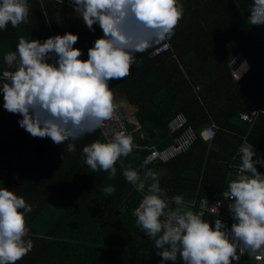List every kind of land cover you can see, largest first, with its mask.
Masks as SVG:
<instances>
[{"label":"trees","instance_id":"trees-1","mask_svg":"<svg viewBox=\"0 0 264 264\" xmlns=\"http://www.w3.org/2000/svg\"><path fill=\"white\" fill-rule=\"evenodd\" d=\"M27 2L28 23L0 30V73L5 70L4 55L16 50L21 37L43 42L76 32L69 0ZM179 2L182 19L164 41L170 49L153 55L162 42L136 54L139 66L133 65L126 78L109 81L122 118L131 117L135 106L142 127L137 131L129 126L142 149L117 162L115 179L103 171L92 172L83 160L85 145L105 140L99 129L76 141L74 153L45 137L30 155V135L18 123L22 117L4 109L0 91V187L13 190L32 207L25 218L26 239L33 247L17 264H160L153 242L132 216L143 194L125 180L123 169L138 168L149 154L146 147L165 150L192 128L198 140L188 152L147 168L156 172L169 198L181 195L185 210L197 212L202 199L219 200L228 190L227 182L237 174L232 166L241 163L238 149L246 138L264 152V24L249 23L254 0ZM93 28L77 33L74 47L82 51L81 59L88 58V49L103 35L99 25ZM241 52L248 59L246 70L243 63L236 70L241 78L235 80L231 63ZM255 111L260 113L253 123L243 120ZM179 116L185 123L173 130ZM212 124L214 138L206 143L200 133ZM108 185L115 188L110 197L102 191ZM228 203L225 218L232 217ZM204 219L214 226L215 217ZM239 264L255 262L248 256Z\"/></svg>","mask_w":264,"mask_h":264},{"label":"clouds","instance_id":"clouds-1","mask_svg":"<svg viewBox=\"0 0 264 264\" xmlns=\"http://www.w3.org/2000/svg\"><path fill=\"white\" fill-rule=\"evenodd\" d=\"M69 3L89 30L99 25L103 32L88 49V58L81 59L82 51L74 47L79 37L71 32L43 42L21 37L16 50L4 55L10 70L3 73L6 82L0 85V91L4 109L22 117L18 121L21 128L32 137L66 144L65 151L74 153L76 141L103 128L113 118L117 106L109 81L129 76L132 66H139L136 54L172 37L182 19L183 7L179 0ZM29 11L27 0H0V30H6L9 24L17 28L28 23ZM249 23L264 24V0H254ZM50 59L54 62L50 63ZM246 63L241 66L245 70ZM240 78L241 72L234 71V79ZM132 109L135 113L136 107ZM127 120L137 131L142 129ZM105 136V140L83 147V160L92 172L103 171L108 173V179H115L117 162L129 157L136 145L124 131L115 132L111 138ZM238 152L241 163L235 178L227 182L225 194L235 221L231 239L221 219H215L213 227L203 213L185 210L181 195L169 198L156 172L147 168L150 158H145L138 168L123 169L125 180L143 194L132 216L139 230L153 242L160 264H175L177 260L182 264H232L240 259L238 248L240 254L247 252L257 259V254L264 255V174L256 167L264 166V158L253 159L256 152L251 144L241 145ZM102 191L110 197L115 188L108 185ZM31 211L22 196L0 187V264H17L32 249V241L26 239L29 228L25 218Z\"/></svg>","mask_w":264,"mask_h":264},{"label":"built area","instance_id":"built-area-1","mask_svg":"<svg viewBox=\"0 0 264 264\" xmlns=\"http://www.w3.org/2000/svg\"><path fill=\"white\" fill-rule=\"evenodd\" d=\"M169 49H170V43L164 42L160 46L155 48V50L153 51V55H160ZM244 60H247V57L243 52L239 53L233 59L231 63L233 72L236 71L242 65ZM9 70L10 69H5L2 73H0V85H2V83L5 81L3 77V73ZM259 113L260 111H255L252 115H243V120L253 123L255 119L258 117ZM1 117H2V109L0 108V118ZM183 123H185V118L183 116H179L178 123H175L172 126L173 130H175L177 126L180 127ZM131 124H132L131 121L122 118L119 110L116 107V111L113 115V118L110 121H107L104 127L99 129V131L101 132V135L104 137V139L106 138L105 134H107V138H111V136H113L117 131H124L133 137L135 131L129 128ZM214 130H215V126L213 124L209 125L201 131L200 137L206 143H210L214 138ZM140 137L143 140L145 138V134L141 133ZM197 140H198V134L192 128H190L179 138L175 139L174 144L165 150H159L155 146L146 147V149L149 151V154L147 155L146 158L151 159L152 161L151 164L168 163L174 158L188 152ZM133 142L136 145L134 150L142 149V146L138 143V141L135 140L134 137H133ZM244 144H251V143L246 138ZM251 145L254 147L256 152V155L253 158L254 159L264 158V152L257 149L253 144ZM232 167H234L233 170H235L237 173L238 165H234ZM256 167L257 170L260 173H262L261 166L257 164ZM227 191L228 190L224 191L223 194H221V199L219 200L202 199L198 206L197 213H203L204 218L205 216L210 215L215 217L216 219H221L223 224L225 225L227 233L229 234V238L231 239L230 229L232 223H234L235 221L233 220L232 217L225 218V213H226L225 202H230L228 199H226L225 194L227 193ZM218 202H222V203L218 204ZM237 255L240 256V259L238 261L233 260L232 264H239L245 258H248V256L254 260L255 264H264V255L257 254L259 256V259H257V256L249 255L247 252H245L244 254H240L239 248L237 249Z\"/></svg>","mask_w":264,"mask_h":264},{"label":"rangeland","instance_id":"rangeland-1","mask_svg":"<svg viewBox=\"0 0 264 264\" xmlns=\"http://www.w3.org/2000/svg\"><path fill=\"white\" fill-rule=\"evenodd\" d=\"M201 1V0H199ZM71 16H72V23H73V27L75 28L76 32H74V34H77L78 32H82L88 29V27L86 26V24L84 23L83 19L81 17H79L74 9L71 10ZM121 93V92H120ZM126 106V105H124ZM127 107V106H126ZM131 109V108H129ZM133 116L128 117V119H131ZM36 141V139H35ZM34 141V143H35Z\"/></svg>","mask_w":264,"mask_h":264},{"label":"crops","instance_id":"crops-1","mask_svg":"<svg viewBox=\"0 0 264 264\" xmlns=\"http://www.w3.org/2000/svg\"><path fill=\"white\" fill-rule=\"evenodd\" d=\"M3 69H8L7 66L5 65V63H4ZM134 107H135V106H134ZM0 108H1V105H0ZM136 112L139 113V109L136 108ZM132 116H133V115H132ZM131 120H132V122H133L134 124H136L138 130L142 128L141 125L139 124V122H138L136 116H133V117L131 118ZM29 135H30V134H29ZM30 139H31V142H30V151H29V154H30V155H33V154H35L36 146H38V142L40 141V138H39V137H32V136L30 135ZM35 139H36V141H35ZM34 141H35V143H34ZM32 146H33V147H32Z\"/></svg>","mask_w":264,"mask_h":264},{"label":"bare ground","instance_id":"bare-ground-1","mask_svg":"<svg viewBox=\"0 0 264 264\" xmlns=\"http://www.w3.org/2000/svg\"><path fill=\"white\" fill-rule=\"evenodd\" d=\"M245 61H246V60H244V62H245ZM244 62H243V63H244ZM243 63H242V64H243Z\"/></svg>","mask_w":264,"mask_h":264}]
</instances>
